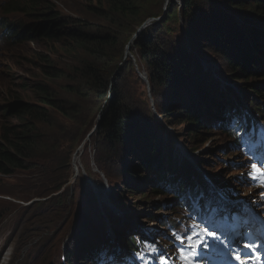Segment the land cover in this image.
I'll return each instance as SVG.
<instances>
[{"label":"rangeland","instance_id":"obj_1","mask_svg":"<svg viewBox=\"0 0 264 264\" xmlns=\"http://www.w3.org/2000/svg\"><path fill=\"white\" fill-rule=\"evenodd\" d=\"M176 1L178 0H139V12L141 14L133 16L111 9L104 0H42V3L46 4L45 7L48 6L46 9H52L54 15L66 21V27H77L80 29L86 27L87 29L85 30L87 31L84 30L85 33L108 36L107 44L96 42V44L91 43L89 46V44L85 43L83 37L72 40L65 36L61 39L36 38L33 41L22 43L16 41L8 44L0 30V99L5 95L6 88L4 83L6 81L10 84H16L24 80L26 82L35 81L37 75L42 74L39 68L35 69L34 63L30 60L34 53L40 51H42L45 59L49 58L55 64L57 69L73 75L72 71L77 69V66H80L86 58L84 50L88 49V47L94 49L101 56L102 68L106 69L112 83L108 100L98 104V102H82L79 98H74L75 96L68 97L70 110L67 111V115L69 117L63 116L58 112L55 113V125L46 129V137L42 141V145L46 147L50 157V160L46 161L45 168H42L46 172L45 182L43 179H37L36 173L40 172L38 167L23 169L11 175H2L0 173V211L3 215L0 222V249L4 246L7 250L5 258L2 262L0 261V264H53V262H59L61 252L65 251L69 242L66 237L73 232L74 228L81 226L80 223L85 222V218H90L92 215L97 214L103 217L107 224L117 219L118 224L121 222L120 228L124 232L126 228H132L128 232L126 230V235L115 236L117 235L116 233L110 232V235L115 236V240L119 241L117 246L112 247L111 245L109 249L110 261L121 255L119 260H122V257L127 255L128 252L124 247L123 239L129 238L133 234L137 235V238H143L146 241L153 240L154 242L159 237L167 238L168 229L163 224V221L167 218L180 222L190 230L193 229L192 223L183 218V216H178L172 212L173 206L170 205V201L166 200L163 194L152 191L153 184L148 183L149 181L144 179L145 176L150 174H148L145 160L140 159L141 161H139L138 156H141L140 154L142 153L140 145L142 144L143 147L145 141H150V136H155L157 142L160 141L161 138L157 136L161 134L159 130L157 131L159 126L161 130L169 132L171 135L173 143H170L172 147L168 148L169 151L174 149L176 156L180 155V157L188 158L195 168H201L198 170L205 177L209 176V174L202 168L201 164H204L207 170L221 175L218 169H220L219 165L223 163L226 171L224 170L221 177L229 180L234 186L233 188L231 187L232 192L226 193L220 186L215 185L212 179H208L215 191H217L218 196L215 201L210 198L206 200V203L214 205L213 208L217 214H226V216L224 215L226 221L222 222V226L219 228L220 224L215 222L217 221V215L214 217L215 220H211L213 228L216 231H220L219 235L221 234L223 244L210 239L213 243L211 254L214 253L215 255H210L207 249H198L201 254L198 258V264H219L218 261L222 258L234 261V264H239V262L231 259L233 252L239 251L245 256L248 252L247 249L243 248L245 243L258 246L264 243V198H261V195H264V187H261L259 182L251 188L244 185L238 191L234 190L236 189L237 179L236 176L233 177L232 175L241 173V170H234L237 167L236 165H238L234 163L242 161L244 154L234 151L224 139H221L220 131L214 129L215 131L208 136L204 134V129L201 128L199 123H192L194 125H191L187 121L185 109L182 105L178 109L179 102H184V100L175 97V91H171L173 89H170L169 86L172 83H167L165 90L162 85H157L154 90L155 94L157 92L162 95L171 93V100L176 101L173 107L164 108L168 111V118H171L176 124H171L172 122L164 120L163 115L155 108L154 92L150 89L151 86L147 77L151 70H153V76L156 74L159 66L158 58L162 59L166 55L165 50H169L167 53V56H169L167 57L168 62L171 66L177 62V72H179L178 68H183V66L193 68L196 71L194 78L190 77L192 83L188 84L183 90L177 88L178 93L188 92V90L193 92L195 87H200L198 80L201 79L212 88V94L213 90L217 89V95L213 96L211 94L213 96L210 97L211 102L212 100H218L223 94L228 95L226 88L232 91L233 85H235L239 88L240 94L233 91L232 93L229 91V93L237 100H235L236 102L244 104L245 109L249 111V108H252L250 105L253 104L250 103L251 98L248 97L247 100L246 95H248L249 90L259 89L261 85H258V82H264V77H260V71H262L260 67L255 72H248L247 68L252 59L249 61L244 59V62L238 61V52L242 51L243 48L245 55H247L246 41L250 42V39H253L252 36L255 35L250 33L255 32H242L235 28V24L238 22L250 24L239 19L240 11H234L232 7L226 6L225 2L229 0H185L184 10L183 7L181 9L176 8ZM210 1L214 6H216L214 3L216 2L217 5L221 4L223 8L226 7L228 14H225L229 16V19H223L226 15L222 14L220 19L216 20L218 16L208 15L207 11L201 9V6H208ZM231 1L238 3V0ZM239 1L246 3L249 7H255V4L261 3L263 0ZM23 14L13 13L16 17H23L26 23L35 20L32 17L33 15ZM2 15L3 5H0V18ZM202 24L211 25L204 32V28L199 29ZM231 25L233 30H235V32L233 31L234 34L230 32L232 36H239L243 33V40L237 41L239 46L236 45L240 50L236 49V46L234 48L229 44H224L225 46L220 44L217 42L219 38L216 39L217 44L214 46L197 45L194 49L197 59L207 64L218 78L220 76L223 78L225 85L221 86L215 79L211 78V74L207 73L206 70L203 71L200 65L194 61V54V59L183 56L184 38L181 33L184 30L188 33V38L194 41L201 38L197 36L198 33L202 36L207 34L210 36L212 34L210 32L215 31L217 27L219 29L220 26L227 30H232ZM250 26L264 31L259 26ZM260 43L264 46L262 36H260ZM250 45L253 48L251 42ZM198 50L203 51V54L202 52L199 53ZM249 56L248 58H252V56ZM193 61L194 64L192 63ZM239 63L243 64L244 73L248 72V74L245 77L228 76V72L230 73L233 68H239ZM45 64V62H41L39 66ZM32 70L34 71L31 72ZM256 73H259V76ZM182 75L184 76V72ZM142 76L147 79L148 83H145V85L141 84V82H136V78ZM262 86L264 87V85ZM114 89L119 90L120 101L118 99L120 95L119 97L115 96ZM258 93L259 95L255 102L262 103V106L264 105V90ZM148 95L152 102L150 105L146 98ZM117 103H119V106L121 105V111L124 108L127 111L134 110V112L138 113V117L127 133L123 134L121 146L113 152L110 150V148H113L110 146L109 137L106 135L105 122L108 120L105 119L112 116L114 112L113 106L116 107ZM184 104L186 105L185 102ZM80 106H82L81 111L83 113L76 115L75 111ZM150 115L157 121L155 124L150 121ZM157 118L161 120V123L158 122ZM236 121L239 123V116ZM243 126L238 127V129ZM254 129L259 137L264 138V121L262 125L254 123ZM144 131L148 134L144 133ZM234 134L239 135V130H236ZM136 135H143L141 143L137 144L138 147L136 149L132 148V150H128L127 154L123 153L122 149L129 142V138L131 139ZM194 135H198L197 143L199 146L194 145L192 139ZM250 135L245 133V138L248 139L247 144L250 147H255L264 163V143L255 134L252 139ZM162 136L164 137V135ZM259 143H261L260 146L258 145ZM88 146L89 148H87ZM240 148L241 146L238 149ZM79 149H81V154L83 155H81L76 172L74 155ZM161 150L159 153L170 155L164 147ZM67 151L68 155L73 151L70 166L69 162L68 164L67 162H62ZM137 151H141L139 155ZM129 155L132 156L130 160L128 158ZM104 156L107 157L110 166L102 164V168H100L98 160L101 162ZM162 158H158V161ZM228 161L231 162L228 164ZM243 163L247 164L246 161ZM137 165L142 167L137 171L131 170L130 167ZM67 166L70 169L69 173ZM125 169L128 170V173L124 172ZM106 170H110L109 174L112 171L111 177L105 173ZM128 175L132 179L125 182L129 178ZM111 179L116 183L115 189L121 190L119 192L123 194L122 196L113 194ZM90 180L94 182L98 189L92 185ZM78 181L81 183V190L74 189V185ZM119 182H121L120 185H123V187L119 188L117 186ZM44 184L48 193V195L45 194L46 197L41 196L45 192ZM125 185L129 187H124ZM132 185L139 187L136 194H130L129 192L137 191L134 187H130ZM222 186H229L230 188V185L227 184ZM56 188L59 189L57 190ZM146 192L149 193L145 196L148 198L142 195L146 194ZM80 193L82 195L87 193L89 199L82 198L80 203L78 200ZM220 199L221 204L219 205ZM260 204H263L262 208ZM81 207L84 210V215L82 213L78 218L79 214L77 213L82 212L80 211ZM157 211L159 212L158 219L154 220L156 218L153 217ZM110 212L113 213V220L109 221L105 215ZM229 213L238 215L232 219V224L241 223L238 228L229 225V228H232L231 231L228 228L223 230L228 224ZM208 219H210V216ZM200 220L205 223V219L200 218ZM160 246L158 247V256H162L166 260L169 259L170 251L168 248H164L163 245ZM213 249H218V251ZM253 251L250 250V252ZM129 255L134 264H141L136 257L132 254ZM200 259H203L204 262H200Z\"/></svg>","mask_w":264,"mask_h":264},{"label":"trees","instance_id":"obj_2","mask_svg":"<svg viewBox=\"0 0 264 264\" xmlns=\"http://www.w3.org/2000/svg\"><path fill=\"white\" fill-rule=\"evenodd\" d=\"M104 2H107V5H109L111 9H114L118 12L133 16H138L139 14H141V12H139V0H104ZM237 2L238 3H234L229 0L228 2H225V4L227 7H232V10L234 11H240L241 13L238 17H240L239 19H241L242 21L244 20L250 25L259 26L264 29V0L261 3L255 4V7H249L246 5V3L239 0ZM214 3L217 7L212 5L210 1L208 6H201V9L207 11L208 15L218 16L216 20H219L222 14L227 13L226 7L223 8L221 4L217 5L216 2ZM2 5L3 17L7 18L10 23H3L0 24V26H4H1V28L9 43L16 41H18L19 43L28 42L33 41L36 38L61 39L64 36L69 37L72 40H75L78 37H83L85 43L89 44V46L91 43L96 44V42H99L101 44L108 43V36L85 33V31H87L85 30L87 29L86 27H82L81 29L77 27H66V21L60 19L59 16L54 15L52 9H46L48 6L45 7L46 4L42 3V0H8ZM176 5L177 9H181L183 7L184 10L185 0L176 1ZM13 13H27L31 16L33 15L32 17L35 20L27 24L23 17H16V15H13ZM227 14H225L226 16H224L223 19H229V16ZM5 20L6 19L4 18L1 19L0 23L4 22ZM11 22L16 25L11 24ZM210 25L211 24H202L199 29L204 28L203 31L206 32L207 28ZM250 25H247L244 22H238L237 24H235V28L242 32H255L250 33L251 35L255 34L254 36H252L253 39H250V42L253 44V48L251 47L250 42L246 41V45L248 48V51H246L248 53L247 55H245V50L242 48V51L238 52V61L244 62V59H246L247 61L252 59L253 61H250V65L247 68L248 72H255L260 67L262 70L260 71V77H264V46L262 43H260V36H262V39L264 41V31H260L257 27H252ZM231 28L232 30H227L223 26H220L219 29L217 27L215 31L213 30L212 32H210L212 33L210 36L209 34L202 36L198 33L197 36L201 38L195 39L194 41L188 38V33L184 30L181 33L182 37L184 38L183 56H188L192 59L194 54V61L200 65V68L203 71L206 70L207 73L211 74V78L215 79V81L221 86L225 85V81L223 80V78L221 76L218 78V76L215 75L212 70H210L207 64L199 61L195 56L194 49L195 47H197V45L214 46L217 44L216 39L218 38L219 40H217V42H219L220 44H229L230 46L232 45V47L235 48V46L239 44V40H243V33H241L239 36H232V33L230 32H235V30H233L232 25ZM82 30L85 31L83 32ZM236 49L240 50L237 46ZM168 51L169 50H165L166 55H164L162 59L160 57L158 58L159 66L156 74L153 76V70L148 73L147 77L149 79L151 91L154 92L157 85H162L163 89L165 90V85L167 83H172V85L169 86L170 89H173L171 91H175V97L178 99L180 98V100H184V102L186 103L185 105L183 101H180L178 109H180L182 105V107L185 109L187 121L190 122L191 125H194L192 123H199L201 128L204 129V134L208 136L211 134V132L215 131L214 129H216L220 131V138L224 139L226 143L230 144L231 142H233L234 135L230 134L229 132V125L233 121L230 115V111L235 108L232 95L223 94L218 100H212L210 102V97L217 95V89L213 90L212 94V88H210L209 85H206L201 79L198 80V85L200 87H195L193 89V92L188 90V92L184 91L178 93L177 88L183 90L188 84L192 83V81H190V77L192 76L194 78V74L196 73V71L193 70V68H186L183 66V68H178L179 72H177V62L172 66L168 62ZM84 52L86 54V58L82 61L80 66H77V69H74L72 71L73 75H69L63 70L57 69L55 64L51 62L49 58L45 59L42 55V51H40L34 53L32 58L30 59L31 62L34 63L35 69L39 68L40 72L42 73L41 75H37L35 81L30 80L26 82L24 80L16 84H10L6 81V83H4L6 91L5 95L2 96L3 98L0 99V173L2 175H11L12 173L23 169L25 170L28 168L38 167L40 172L36 173L37 179H43L45 182L46 172H44L42 168H45L46 161L50 160V157L48 156L46 147L42 145V141L46 137V129L55 125V113L58 112L63 116H68L67 111L70 110V105L68 104L67 100L68 97L75 96L74 98H79V100L82 102L90 101L92 103L98 102V104L108 100V94L112 87V83L110 80V75L108 74L106 69L102 68L101 56L94 49H91L89 47L88 49L84 50ZM198 52H202L203 54V51L201 50H198ZM248 56H252V58H248ZM194 61L192 62L193 64ZM229 61H231V59H229ZM41 62H45L46 64L43 66H39V63ZM238 65H240L239 68H233L232 71H230V73L228 72L227 75L230 77H245L248 72L244 73L245 69L243 67V64L239 63ZM173 68L175 69V71ZM34 70H32L31 72H33ZM183 72L184 76L182 75ZM256 75L259 76V73H256ZM136 82H141V84L143 85H145L146 83L143 77H137ZM258 85H261L259 89L248 91V94L252 96L249 97L251 98L250 103L253 105L256 104L255 100L259 95L258 92H262L264 90V87L262 86L264 85V82H258ZM226 89H228L230 93H232V91L235 92L234 87L232 91L229 88ZM114 93L115 96L117 95L119 97L120 92L118 89H114ZM170 94L171 93L162 95L158 92L157 94H155L154 92V104L156 106V110L163 115L164 120H167V122L170 121V123L172 122L171 124H176L175 121L171 120V118H168V111L164 109L165 107L168 108L175 105L174 103L176 101L174 102L171 100ZM146 98L148 104L150 105V103L152 102L149 95ZM118 99L119 101L121 100V95ZM118 104L119 103L115 105L116 107L113 106L114 112L112 116L105 119L108 120L107 122H105L106 135L107 137H109L110 146H112L113 148H110V150L113 152L118 150V148L121 146L123 134L127 133L129 128L136 122L138 117V113L134 112V110L127 111L124 108V110L121 111V105L119 106ZM261 104L262 103L258 102L256 109L262 112L264 116V107L260 106ZM81 108L82 106L78 107L76 111L74 109L76 115H80L83 113V111H81ZM149 119L154 124L157 122L152 115H150ZM157 120L159 123H161V120L159 118H157ZM158 130L161 133L157 135L161 138L160 141L157 142V138L155 136H153L155 139L150 136V141H145L143 147L142 144L140 145L142 153L140 154L141 151H137V154L141 155L138 156L139 161H141L140 159L145 160L146 167L148 168V174H150L149 176H145L144 179L149 181L148 183L153 184L154 187L152 188V191L163 194L164 198L168 201L170 200L178 202L176 198L191 197L190 201L186 204L189 205V209L192 210L193 199H210V197L212 196L209 193L213 190V187L209 185V183L203 178L202 175L198 174L197 171L193 169L188 161L183 160L182 163L178 165V160L176 159L177 157L172 155V150H168V148L172 147L170 143H173L171 135L169 134V132L161 130L160 126L157 131ZM144 133L147 132L144 131ZM162 135H164V137ZM192 139L194 141V145L199 146L197 143L198 135H194ZM141 140H143V135H136L131 139L129 138V142L125 145V147L122 146L123 153L127 154L128 150H132V148L136 149L138 147L137 144L141 143ZM163 147L165 150H168L170 155L159 153L160 151H162L161 149ZM87 148H89V146ZM45 151L46 153L43 154ZM73 151L69 155L67 151L66 155H64L62 159V162H67V164L69 162L70 166V160ZM131 157L132 156L129 155V160L131 159ZM160 157L163 158L158 161V158ZM230 162L228 161V163ZM102 164H107V166H110L106 156L101 159V162L98 160V165L100 168H102ZM201 166L204 170L207 171L210 178L216 183V185H230V190L233 191L231 187L233 188L234 186L230 183V181L225 180L223 177H221L222 173H224V170L226 171V169H224L225 167L223 163L219 165L220 169H218L221 172V175L207 170L204 164H201ZM141 167L142 166L137 165L130 168L133 171H137ZM236 169L238 168H234V170ZM69 170L70 169L68 167V173ZM127 171V169L124 170L125 173H128ZM109 172L110 170H106L105 173L109 177H111L110 175H112V171L111 174H109ZM171 172L173 173L172 178L168 177V174ZM249 172L250 171L247 170L248 175H250ZM128 176L129 178L126 179L125 182L129 179H132L130 175ZM198 176L200 178V186H198L197 190L194 192L195 184L196 186L198 184L196 182ZM232 176H236L237 179V184L235 185L236 189H234L235 191H238L239 188L244 186L246 182L245 179L249 178L248 176H245L244 171L241 173H235ZM188 179L192 184H186V181ZM114 182L115 181L112 180L113 194L122 196L123 194L119 192L121 190L115 189L116 183ZM120 183L121 182L117 184L119 188L123 187V185H120ZM77 184L79 185V187H77ZM80 184V181L75 183L76 186L74 185V187L76 188V190H81ZM127 186L128 185H125L124 187ZM130 187H134L135 190H137L129 191L130 194H136V192H138L139 190V187L137 185H132ZM43 188H45V192H43L41 196L46 197L48 193L46 192L45 184ZM56 189L58 190L59 188ZM145 196L146 194L143 197ZM82 198H85L87 200L89 199V196L87 193H85V195H82L80 193L78 199L79 202L82 200ZM174 207V211L177 213L181 210V207H183V205L181 206V203L178 202L175 203ZM80 211L82 212L77 213L79 214L78 218L82 213L84 215V210L82 207ZM107 214L109 219L113 220V213L110 212ZM158 215L159 212L157 211L156 215H154L153 218L158 219ZM2 217L3 215L0 211V222L2 220ZM163 223H165V220L163 221ZM117 224L118 221L116 219L112 222L111 227L117 230ZM80 225L81 226H79L78 228H74L73 232L66 237L69 242L65 249V258H63L62 256L63 252H61L59 260L61 264H63V259L66 260V264H87L88 261L86 260L89 257H93L94 252H97L98 239L103 238V243H108L107 234L109 233V229L106 225L105 219L99 214L92 215L90 218H85V222L80 223ZM119 230L122 229L120 228ZM83 248L86 249H84L83 251ZM126 248H128L130 251H133L135 254L139 250V246L136 244V241L133 237L126 240ZM2 255L3 251L0 252V259ZM59 262H53V264H60Z\"/></svg>","mask_w":264,"mask_h":264},{"label":"snow or ice","instance_id":"obj_3","mask_svg":"<svg viewBox=\"0 0 264 264\" xmlns=\"http://www.w3.org/2000/svg\"><path fill=\"white\" fill-rule=\"evenodd\" d=\"M253 179L260 180V186L264 187V163H253L251 165V173ZM211 238L214 241H219V243L223 244V241L219 240L217 233L215 231H209L208 228H203L201 232H193V235H188L186 237H181L177 235V240L183 247L180 249L181 259L183 264H198L197 257L200 256V252L197 249L204 248L209 249L212 248V245L209 243V239ZM187 241V243H186ZM146 248H151L152 252L157 251L154 246L146 245ZM257 245L245 243L243 245L244 249L247 250H255ZM214 251H218V249H213ZM137 256L140 259H144L141 253H137ZM231 259L239 262V264H248V260L251 257L243 256L241 252L235 251L231 254ZM145 264H148V261L145 260ZM159 264H167V260L163 257L160 258Z\"/></svg>","mask_w":264,"mask_h":264},{"label":"bare ground","instance_id":"obj_4","mask_svg":"<svg viewBox=\"0 0 264 264\" xmlns=\"http://www.w3.org/2000/svg\"><path fill=\"white\" fill-rule=\"evenodd\" d=\"M46 2V1H45ZM9 6V5H8ZM25 14V13H24ZM23 14V15H24ZM7 19V18H6ZM3 21V20H2ZM0 24H3V23H0ZM1 26H3V25H1ZM4 27V26H3ZM7 29V28H6ZM4 37V36H3ZM6 37V36H5ZM8 40V39H7ZM12 43V42H11ZM19 58V57H18ZM16 63V62H15ZM26 64V63H25ZM30 64H32V63H30ZM28 66V65H27ZM30 66V65H29ZM8 75V74H7ZM143 77V76H142ZM144 78V77H143ZM144 80L146 81V83H148L147 82V80L144 78ZM233 87H234V89H235V92L236 93H238V94H240V91H239V88H237V86H235V85H233ZM238 91V92H237ZM236 93H234L235 95H236ZM232 95V94H231ZM242 95V94H241ZM248 97H252L251 95H246V98L248 99ZM232 98H233V96H232ZM181 144H182V142H181ZM185 148V147H184ZM175 150L174 149H172V155L173 156H176L175 155ZM81 155H83V154H81V149H79L76 153H75V155H74V168H75V171L77 172V167H79V162H80V158H81ZM184 155H186V154H184ZM178 159H179V161L182 163V161L183 160H186V161H188L190 164H191V166L193 167V169L194 170H196L197 171V173L198 174H200V171L198 170V167L197 168H195V166L193 165V163L188 159V158H186V157H180V155L179 156H176ZM205 157V156H204ZM227 158V157H226ZM230 162V161H229ZM229 164V163H228ZM87 171V170H86ZM75 172V173H76ZM79 176V175H78ZM168 177H170V178H172L173 177V173L171 172V173H169L168 174ZM80 178V177H79ZM70 179V178H69ZM71 182V181H70ZM69 183V182H68ZM73 185V184H72ZM78 185V184H77ZM81 185V184H80ZM163 185H165V184H163ZM64 186V185H63ZM76 186V185H75ZM86 186V185H85ZM77 187H79V185L77 186ZM74 189H76L75 187H74ZM65 190V189H64ZM145 194V193H144ZM146 195H147V192H146ZM144 196V195H143ZM211 199H213V197H210ZM40 199V198H39ZM35 201V200H34ZM261 205V208L263 207V204H260ZM254 207H256V206H254ZM219 219H222V220H224V218H219ZM215 220V219H214ZM106 221V220H105ZM111 224L112 223H110V225H107V223H106V225H107V227H108V229H109V232H112L113 233V231H112V229H110L111 228ZM118 225H119V227H118ZM120 227H121V222H119V224H117V230H115L116 232V234L117 235H115V236H119L120 234H125L126 235V230H127V232L129 231V228L130 227H128V228H126V230H125V232L124 231H122V230H119L120 229ZM111 236V238H112V240H113V244H112V247L113 246H117L118 245V243H119V241L116 239L115 240V236H112V235H110ZM123 238H125V237H123ZM7 239V238H6ZM122 240V239H121ZM107 241H109V244H111L112 243V241L108 238V240ZM123 243H124V247L126 248V240L125 239H123ZM5 242V241H4ZM6 243H7V240H6ZM10 252V251H9ZM13 254V253H12ZM11 254V255H12ZM122 256V255H121ZM120 256V257H121ZM220 261V263L221 264H233V262H230V261H227V260H225V259H220L219 260Z\"/></svg>","mask_w":264,"mask_h":264},{"label":"clouds","instance_id":"obj_5","mask_svg":"<svg viewBox=\"0 0 264 264\" xmlns=\"http://www.w3.org/2000/svg\"><path fill=\"white\" fill-rule=\"evenodd\" d=\"M7 1H8V0H0V5L4 4V3L7 2ZM3 18L6 19V18L3 17V15H2V17L0 18V20L3 19ZM32 22H33V21H32ZM2 23L9 24L10 21L6 19V20H5L4 22H2ZM29 23H31V22H29ZM29 23H27V24H29ZM11 24H13V23L11 22ZM13 25H16V24H13ZM0 30L2 31L1 26H0ZM2 35L5 37L3 31H2ZM6 42H7L8 44H10L9 41H6ZM227 92H228V94H230L228 89H227Z\"/></svg>","mask_w":264,"mask_h":264}]
</instances>
